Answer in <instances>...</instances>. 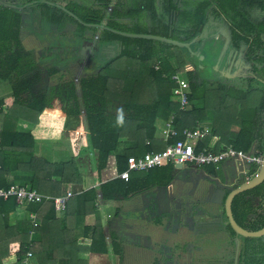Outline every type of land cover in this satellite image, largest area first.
Listing matches in <instances>:
<instances>
[{
	"label": "trees",
	"instance_id": "1",
	"mask_svg": "<svg viewBox=\"0 0 264 264\" xmlns=\"http://www.w3.org/2000/svg\"><path fill=\"white\" fill-rule=\"evenodd\" d=\"M2 1L25 7L24 13L38 16L56 32L66 27L69 23L67 20L73 19L78 25L75 33L83 38H77L78 45L65 49L62 53H57L55 47H50L48 53L57 55L56 58L65 55L68 58H76L74 55H77L75 52H78L80 46L96 38V48H99L97 51L100 53L103 46L115 42H121L124 49L120 55L110 59L100 56L97 52V62L95 58L92 59L95 66L84 70V74L79 77L77 89L76 85L72 84L63 99L64 102L67 101V105L62 109L63 114L67 116L64 128L68 130L73 122L76 124V129L70 134L74 152H80L89 144L98 154L96 171L100 187L71 198L66 210L59 213L56 211L54 199L65 196L68 186L81 185L83 179L73 158L53 162L35 154L36 141L48 138L38 133L39 126L43 124L41 115L49 110L55 111L54 105L52 99H49L50 91L37 96L32 94V87L39 81L42 71L34 68L35 60L25 49H21L23 11L0 5V189L9 190L13 186L30 187L52 198L40 204L23 205H20L15 197L0 200V264L4 257L12 254L18 264L28 252H32L34 257L36 255L41 264H55L62 256L71 261L69 264H88L87 259L78 257L76 241L80 233H73L66 221L77 212L94 211L98 215V198L106 205H113L120 197L128 199L157 184L167 185L172 180L173 165L158 167L148 172H133L128 181L119 178L128 168L129 157H142L148 152L164 151L168 145L175 144L182 138L179 134L168 141L162 140L161 144L155 141L156 121L160 114L168 118L171 114L174 115V127L179 132L208 122L212 134L220 138L214 147L210 146L216 153L224 152L231 146L247 153L255 143L258 150L264 153V83L259 81V78L249 79L238 87L215 85L208 82L211 77L204 75L199 68L198 58H192L187 49L160 41L124 37L99 26L107 22V27L113 30L158 35L157 29L148 31V27H141L139 21L132 30H123L122 27L129 23L117 20L127 18L134 21L146 13L152 21L157 20L158 16L161 17L162 27L167 32L165 37L173 38L181 31L186 32L182 41L190 42L202 31L206 22V4L186 10L179 7L178 0H161L160 8H157L158 0H139L130 9L119 10L115 7L108 16L110 5L105 7L102 2L106 0H96L98 5L93 8L73 7L76 9L74 11L66 7V10L72 11L76 16L73 17L57 6L47 3L56 0ZM90 31L93 32V38H84ZM241 31L244 35L238 33L234 40L236 50H240L242 45H248L249 58L263 65L264 40L258 37L251 41L245 37L246 32ZM220 48L221 45L214 46L213 40H210L209 58L213 64L220 56ZM258 50L262 52L255 56ZM191 64H194V70L186 69ZM255 68L257 74L264 77V69ZM51 72L53 75L57 74V70ZM178 73H183L189 83L190 108L187 110H182L179 99L173 98L177 85L173 77ZM24 94L31 97L22 99ZM22 120L29 122L33 126L32 129H22L19 126ZM236 125L238 130H231V127ZM125 136L127 142L123 141ZM147 140H150L148 146L145 144ZM128 142L133 145L129 146ZM124 143L127 146L121 149ZM205 147H209L208 140L199 144L200 150ZM128 148L135 151L131 153ZM256 170L253 169L251 174L256 173ZM251 193H258L264 200V183L251 192L237 196L233 209L237 215L236 221L241 227L258 231L264 227V219L257 228H250L243 221L252 209L245 200ZM23 207L42 217L41 223L38 217L37 228L28 221H13L15 213ZM57 214H62V217ZM228 227L236 234L230 225ZM83 230L85 232L82 234L92 240V245L87 250L89 253L107 252L106 235L98 218L96 224L85 226ZM112 239H116L114 235ZM243 239L248 243L260 241L254 238ZM35 244L38 245L35 247ZM112 246L115 252H120L119 244L117 246L112 243ZM239 257V264H264V249L261 243L256 249L244 246L240 249Z\"/></svg>",
	"mask_w": 264,
	"mask_h": 264
},
{
	"label": "crops",
	"instance_id": "2",
	"mask_svg": "<svg viewBox=\"0 0 264 264\" xmlns=\"http://www.w3.org/2000/svg\"><path fill=\"white\" fill-rule=\"evenodd\" d=\"M128 3L127 0H124V4H122L124 8L130 9L135 4ZM96 5L98 3L95 0ZM123 20L127 22L130 19L124 18ZM137 21L144 26L151 23L152 20L145 13L143 17L141 16L139 19L134 20L135 23ZM216 40L217 38L213 39L215 43ZM228 41L230 40H227L224 46L225 49L229 47ZM206 42L204 41L201 45L200 40H198L193 47L194 51L198 50L201 55L207 56L204 50ZM198 43L199 45H197ZM116 47L118 48L117 45ZM119 48H121L120 45ZM241 48L244 49L246 47L242 45ZM220 49V54L222 55V45ZM116 50L115 48L112 50L106 49L105 52H109V54L110 52H116L118 54L119 51L117 50V52ZM210 50L208 49L209 55H211ZM100 51L104 53L102 50ZM226 51L228 52V50ZM92 55H94L93 58H97V51L93 52ZM198 61L200 66H204L202 64L203 61ZM210 61L208 64L212 66L213 63ZM75 65L77 66V78L84 74L85 69L89 70L93 65L95 66L92 60ZM190 67L193 69L195 66L191 64ZM208 82L215 85L221 84L215 80ZM232 83L228 81L225 85L230 87L233 86ZM72 84L78 87V84L71 80V84L69 83L67 90L65 89V84L61 83L60 88L55 93L56 90L50 89L51 86L48 80H43L41 84H35L32 87V94H34L35 90L39 91L34 94L35 96L46 94L50 91L49 99L51 97L57 98L59 94L64 99ZM29 97L31 96L24 94L22 99H28ZM63 99L55 102V111L49 110L41 115L43 124L39 126L38 133L39 135H43L42 137L48 138L38 139L34 151L38 157H43L53 162L68 161L72 158L75 160L83 181L81 185L73 184L68 186L67 192H72L73 198H76L77 195L84 191L93 188L99 189L100 182L96 171L98 154L94 149H91L89 144L84 146L80 152H74L70 134L76 129V124L73 122V125L68 130L64 128L67 116L63 114L61 109L64 105H67V101L65 100L64 102ZM5 108L6 106H4ZM172 116L171 114L168 118L160 114L157 118L155 141L159 142V144L163 142L162 132ZM199 125H203L204 127ZM19 126L22 129H32L33 127L26 120L20 121ZM195 126L208 128L212 131L208 122L199 123ZM231 130L237 131L234 126L231 127ZM85 133L88 134L87 131ZM126 139L127 137L125 136L123 141L127 142ZM208 141L209 146L214 147L220 141V138L218 135L214 136L213 134V137L209 138ZM131 144L133 145L132 142H128L129 146ZM145 144L147 146L150 145V140H147ZM126 146L127 144L124 143L121 149L126 148ZM128 149L131 153L135 151L133 148ZM48 152L54 153V160L48 157ZM167 165H173L174 167L172 180L169 184H157L149 190L128 197V199L120 197L113 205H106L98 198V215L94 211L77 212V214L70 217L69 221H66L73 233H80V237L76 241L79 259H87L88 264H103L98 261V258L104 255L110 258L109 263L111 264H165V262L168 263L167 260H164L165 258H171L173 264H207L210 257L208 249L223 248L227 255L219 254V260L215 263H235L238 244H240V255V249L244 246H250V243L244 241L243 238L238 237L229 229L225 202L231 189L238 187V183L250 180L251 178H248L249 175L245 177L243 167L235 163L225 164L219 171L214 170L212 167L196 169L190 165L180 168L176 167L177 164L173 163H168ZM167 165H163L162 167ZM245 200L249 204H253L251 211L243 221L250 228H257L263 223L264 200L258 193L247 195ZM32 213L36 212H29L24 207L20 208L15 213L16 217L14 216L13 221L15 223L18 221L31 222L30 214ZM57 216L61 218L62 214H57ZM38 217L41 223L42 217L39 214ZM234 217L237 220L235 212ZM97 218L106 235L108 244L107 252L102 254L89 253L87 250L91 247L92 240L82 234L85 232L83 228L96 224ZM73 225L74 228L72 229ZM113 235L116 239H112ZM259 239L261 247L264 249V237ZM112 243L117 244V246L119 244L118 250L120 252H115ZM37 245L35 244V247ZM70 262V260L62 256L55 261V264H69ZM2 264H17L15 255L12 254L4 257ZM34 264H41L36 255Z\"/></svg>",
	"mask_w": 264,
	"mask_h": 264
},
{
	"label": "rangeland",
	"instance_id": "3",
	"mask_svg": "<svg viewBox=\"0 0 264 264\" xmlns=\"http://www.w3.org/2000/svg\"><path fill=\"white\" fill-rule=\"evenodd\" d=\"M56 1L47 2V3H51L50 5L53 4L52 6H57V8L62 9L63 11L67 12L68 15L73 16V17H76V16L72 13V11L66 10V7L75 11L76 10L75 8L84 9V7L93 8L95 6V0H56ZM120 1H122V0H120ZM127 1H129V0H127ZM137 1H139V0H135V1L133 0L132 2H137ZM160 1L159 0L157 1V8H160ZM198 1L199 0H191L188 3H184L185 9L186 8H193L195 5L198 6L199 4H201ZM13 2H14V0H13ZM33 3H37V2H33ZM96 3H98V2H96ZM73 7H75V8H73ZM117 7L119 10L120 9L122 10L124 8V5L117 6ZM124 9H127V8H124ZM112 10L110 11L108 8L107 13L111 14ZM38 19H39L38 16H32L31 14L24 13V11L22 12V23L24 24V28L22 30V47H21V49H25V51H27V53L30 54L31 58L35 60L36 65L34 66V68H36V70L38 68L39 71H42V73L40 74L41 75L40 79L36 84L39 85L43 82V80H48V82L50 83V86H51L50 89L56 90L55 93H57L58 89L61 86V83L65 84L66 90L69 87V83L71 84V80L75 81V83L79 85V77L77 78L78 75L76 74L77 66L75 64H77V62L78 63L79 62L81 63L82 61L84 62V60L89 61V60L93 59V56H94V55H92L93 51L96 50L97 49L96 47L98 46V45L96 46V44L94 42L98 38H96L95 40L91 39V41L89 43L80 46V48L85 46L90 51V55L87 56L86 54H84V57L83 56L80 57L77 54L78 57H77V55H74V56H76V58L72 57L73 59L75 58L74 60L72 58H68V56H66V55L63 56L62 58L56 59L57 55H54V56L50 55L52 53H50V52L48 53V50H50V47H52V48L55 47V50H57V53H59L60 51L62 53L63 50L69 49V48L71 49V48H73V46L78 45L79 40L77 38H83V37L79 36L78 34H76L77 32L75 33V31H77L78 25H76L74 23L72 18L71 19L69 18L70 20H67L69 23L66 25V27L64 29L58 30V32H56L54 29H52L53 27L51 25H48L46 22L41 21V19H39V20ZM160 19H161V17L158 16L157 20L151 21V23H148L145 26L148 27L147 28L148 31H151L152 29H157L158 36L165 37L164 35H167V32H166L165 28L162 27ZM117 20H121L122 22L124 21L122 19H117ZM166 20L168 21V18ZM71 21L73 23H71ZM127 22L128 23L130 22V23L125 24L122 27L123 30H132L136 25V23L134 21H132L131 19L128 20ZM154 23H156L157 25L153 26ZM99 26L103 27V28H101L103 30L104 29H108V30L110 29L109 27H107V22L105 24L99 25ZM140 26L143 27L141 25V23H140ZM144 29H146V28H144ZM184 33H186V32H184ZM184 33H182L180 31V32L176 33L172 39L177 40V41L181 40V42H183L182 40L186 37V35ZM152 35H154V34H152ZM86 37L93 38V32L90 31L89 33H87L84 38H86ZM165 38H167V37H165ZM118 48H119V46H118ZM118 48L116 47L115 49H117L119 51L120 48L119 49ZM54 52H56V51H54ZM97 52H99V51H97ZM233 53H234V50L232 49V51L230 52V54L228 56V59L231 58ZM70 55H71V53H70ZM99 55L106 58V55L103 53L99 52ZM54 59H56V60H54ZM97 60L98 59L95 58V61H97ZM27 61H29V60H27ZM228 62L225 65L226 68L228 66L227 65ZM242 62H243V60H242ZM186 69L194 70L190 66L187 67ZM56 70H57V74L53 75L51 71H56ZM44 75H45V77L43 78ZM178 76L180 78L186 80L183 73H178ZM211 80H213V79L208 78V81H211ZM38 92L39 91L35 90L34 94H36ZM27 95H29V94H27ZM173 98L175 100L177 99V97H175L174 95H173ZM51 99H52L53 105L55 106V102L62 100L63 97H60V94H59L57 98L51 97ZM201 107H202V104H201ZM57 109H58V106H57ZM234 128L236 130H238L239 127L236 125V126H234ZM54 156H55L54 153L48 152V157H50L52 160H54ZM252 171H250L248 174H246V175H249L248 178H252L250 176H255V173L251 174ZM246 175H245V177H246ZM252 204L253 203H250V206H252ZM254 239H259V238H254ZM250 246H258L259 247L260 243L259 242H250ZM252 248L256 249V247H252ZM208 251H210V257L208 258L209 263H207V264H216L215 262L219 260V254H223V255L226 254V251L223 248L208 249ZM236 256H237V253H236ZM236 256H235V263L234 264H239V259H238V261H236ZM98 259H99L98 261L102 262L103 264H111V263H109L110 258L108 256L105 257L104 255H101ZM164 260L168 261V263L165 262V264H171L172 263L171 258H165ZM169 262H171V263H169ZM177 262H178V260H177ZM223 264H225V263H223Z\"/></svg>",
	"mask_w": 264,
	"mask_h": 264
},
{
	"label": "built area",
	"instance_id": "4",
	"mask_svg": "<svg viewBox=\"0 0 264 264\" xmlns=\"http://www.w3.org/2000/svg\"><path fill=\"white\" fill-rule=\"evenodd\" d=\"M173 79L177 84L174 95L179 99L181 109L187 110L189 108V83L178 75H175ZM179 134L182 138L175 144L168 145L164 151L148 152L142 157H129L128 168L119 175V178L128 181L133 172H148L152 169L167 165L168 163L181 164L182 166L190 165L196 169L212 167L217 171L225 164L235 163L243 167V173L245 175L253 169H257L256 175L263 164L264 153L258 150L257 143H255L247 153L235 150L232 146L221 153L212 151L210 146L200 150V142L213 137L212 131L208 128L193 127L185 128L183 131L179 132L174 127L173 115L162 132V139L168 141L174 137H178ZM248 165H251L250 170L246 168ZM251 177L253 178L254 176ZM73 196L72 192H67L65 196L55 198L54 204L56 211L59 213L64 212L67 208V203ZM10 197H15L20 205L24 203L40 204L52 200L51 197L44 196L30 187L13 186L9 190L0 189V200H8ZM30 219L33 227L37 228L39 226L38 214H30ZM34 262V255L32 252H28L22 262L18 264H34Z\"/></svg>",
	"mask_w": 264,
	"mask_h": 264
},
{
	"label": "flooded vegetation",
	"instance_id": "5",
	"mask_svg": "<svg viewBox=\"0 0 264 264\" xmlns=\"http://www.w3.org/2000/svg\"><path fill=\"white\" fill-rule=\"evenodd\" d=\"M132 1L133 0H129L128 2L130 4L136 3ZM179 1V7L185 9L184 3H188L191 0H178V2ZM198 2L202 5L206 4V6H208L206 22L204 23L202 31L196 36V38L200 40L201 45L204 41H207L204 46L207 56L205 55L206 60L202 62L204 65L202 67L204 68L201 69L204 72V75L210 76L213 80L218 81L221 84L231 81L233 82V87H238L243 82L246 83L249 79L254 78H259V81L264 83V77H260L255 71V67L263 70L264 63L263 65H260L256 60H251L249 58L250 47H248V45H244L246 48H241L240 50H236L234 46V40L238 37V33L244 35L241 30L246 32L245 37H248L251 41L258 37L264 40V0H199ZM102 4L103 6L105 5V7L110 5L109 10L111 11L119 4H124V0H106L103 1ZM195 7L196 5L193 8ZM193 8H186V10ZM107 14L110 15V13ZM241 24H244L245 26L243 27ZM214 38H217V40L216 43L213 41V45H222L223 49L225 48L224 46L226 45L227 40L229 39L230 41H228V49L226 48L228 52L225 50L224 55L220 54L217 61L210 67L208 66V62L210 61L208 49L210 40H213ZM94 43L96 44V42ZM232 49L234 50V53L231 58L228 59ZM97 50H99V48L93 52H96ZM236 52L238 53L236 54ZM259 52H262V50H258L254 55L256 56ZM75 54L84 57V54L87 56L90 55V51L83 46L78 52L76 51ZM87 62L88 61L84 60V62L82 61L81 63ZM227 62L228 66L226 68L225 65ZM77 64H80V62H77ZM199 67L201 66L199 65ZM230 67L231 72L228 73ZM209 69H212V71L210 72Z\"/></svg>",
	"mask_w": 264,
	"mask_h": 264
},
{
	"label": "water",
	"instance_id": "6",
	"mask_svg": "<svg viewBox=\"0 0 264 264\" xmlns=\"http://www.w3.org/2000/svg\"><path fill=\"white\" fill-rule=\"evenodd\" d=\"M49 4H51V3H49ZM0 5L6 6V7L11 8V9H15V10L19 9L20 11H23L25 9V7H19L17 5H13V4H7L2 0H0ZM91 26H93V25H91ZM100 28H103V27L100 26ZM109 30H111L112 32H114L118 35L128 37V38L160 41L163 43H167V44L179 47L181 49H187L192 58L197 57L198 60H200V61H204L206 58V56L201 55L198 50L194 51V49H193L195 43L198 41V38H195L194 40H192L190 42H181V41L174 40L172 38H165V37H161L158 35L127 33V32H122V31H117V30H112V29H109ZM116 45L121 46L118 54H116V52H110V54H109V52H105L106 49L112 50V49L116 48ZM123 49H124V47L120 42L119 43L115 42L113 44H108V45L103 46V48L101 50H102V52L105 53L106 58L110 59V58H115L119 54H121ZM225 50L226 49L224 48L222 55L224 54ZM237 53L238 52H236V54ZM210 67H211V65H210ZM231 67L229 68L228 73L231 72ZM199 68L203 69L204 67L201 66ZM176 167L180 168L183 166L181 164H177ZM247 168L250 170L251 165H248ZM263 183H264V154H263V164L261 165L258 173L253 178H251L250 180H247V181L240 183V184L238 183V187L231 189V192L229 193V195L226 199V202H225V211H226V217L228 219V223L231 226V228L233 229V231L236 233V235L240 238H262V237H264V227L258 231L246 230L238 224V222L236 221V219L234 217V212H233V202L237 196H239L243 193L255 190L258 187H260ZM239 248H240V244H238L236 261H238V258H239V255H238L239 254Z\"/></svg>",
	"mask_w": 264,
	"mask_h": 264
}]
</instances>
